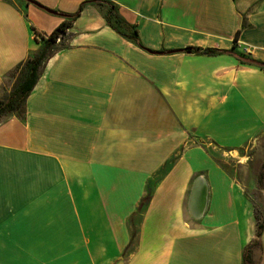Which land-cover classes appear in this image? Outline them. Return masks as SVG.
Listing matches in <instances>:
<instances>
[{"label": "crops", "instance_id": "crops-1", "mask_svg": "<svg viewBox=\"0 0 264 264\" xmlns=\"http://www.w3.org/2000/svg\"><path fill=\"white\" fill-rule=\"evenodd\" d=\"M32 1L0 0V99L86 0ZM108 1L145 49L86 5L0 119V264H244L253 201L225 160L264 140V0Z\"/></svg>", "mask_w": 264, "mask_h": 264}, {"label": "trees", "instance_id": "trees-1", "mask_svg": "<svg viewBox=\"0 0 264 264\" xmlns=\"http://www.w3.org/2000/svg\"><path fill=\"white\" fill-rule=\"evenodd\" d=\"M90 4L98 6L104 10L107 24L115 32H117L123 38L132 41L139 47L144 48L139 40L137 28L129 25L121 17L115 4L108 0H86L79 6L75 13L66 14V18L63 20V22L49 35L41 34L36 31V41L40 44L39 50L36 53L30 55L25 62H22L16 66V68L8 75L10 78L15 80L12 84L10 92H5L4 97L0 99V119L8 115H16L18 117L23 115L26 100L36 86L45 64L60 49V46L63 45V40L68 28L82 13L84 7ZM147 51L151 53H163L153 52L150 50ZM183 51L188 53H200L204 55H218L227 52L225 50L219 49H202L193 47L185 48ZM252 63L259 65L261 68L264 67V63ZM260 184H262V176L260 179ZM254 217L257 227L256 239L244 250V264H256L255 252L261 246L260 238L264 230V210L262 211L261 208H255Z\"/></svg>", "mask_w": 264, "mask_h": 264}, {"label": "rangeland", "instance_id": "rangeland-1", "mask_svg": "<svg viewBox=\"0 0 264 264\" xmlns=\"http://www.w3.org/2000/svg\"><path fill=\"white\" fill-rule=\"evenodd\" d=\"M18 3L23 1L16 0ZM15 79L7 76L5 88L10 89ZM246 160H225L226 167L233 171L246 184L247 192L253 201V207L264 210V140L262 146L249 150ZM262 176V184L260 179Z\"/></svg>", "mask_w": 264, "mask_h": 264}, {"label": "water", "instance_id": "water-1", "mask_svg": "<svg viewBox=\"0 0 264 264\" xmlns=\"http://www.w3.org/2000/svg\"><path fill=\"white\" fill-rule=\"evenodd\" d=\"M24 1H26L28 3H34L32 0H24ZM47 11L50 12V13L56 14L55 11H52V10H49V9H47ZM192 200H193V205H196L195 207L198 209V214L199 213L201 214L203 209H204V206H205L204 197L201 200H198V201H197L196 197H194Z\"/></svg>", "mask_w": 264, "mask_h": 264}, {"label": "built area", "instance_id": "built-area-1", "mask_svg": "<svg viewBox=\"0 0 264 264\" xmlns=\"http://www.w3.org/2000/svg\"><path fill=\"white\" fill-rule=\"evenodd\" d=\"M58 41H60V40H58Z\"/></svg>", "mask_w": 264, "mask_h": 264}]
</instances>
